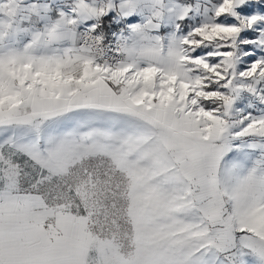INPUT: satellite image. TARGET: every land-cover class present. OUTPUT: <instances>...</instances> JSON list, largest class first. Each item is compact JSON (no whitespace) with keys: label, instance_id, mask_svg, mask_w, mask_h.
Returning a JSON list of instances; mask_svg holds the SVG:
<instances>
[{"label":"snow or ice","instance_id":"1","mask_svg":"<svg viewBox=\"0 0 264 264\" xmlns=\"http://www.w3.org/2000/svg\"><path fill=\"white\" fill-rule=\"evenodd\" d=\"M0 264H264V0H0Z\"/></svg>","mask_w":264,"mask_h":264}]
</instances>
